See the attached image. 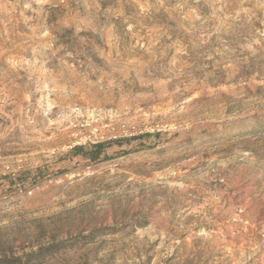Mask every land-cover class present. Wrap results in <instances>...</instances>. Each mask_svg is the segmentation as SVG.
Here are the masks:
<instances>
[{
  "label": "rangeland",
  "instance_id": "rangeland-1",
  "mask_svg": "<svg viewBox=\"0 0 264 264\" xmlns=\"http://www.w3.org/2000/svg\"><path fill=\"white\" fill-rule=\"evenodd\" d=\"M0 264H264V0H0Z\"/></svg>",
  "mask_w": 264,
  "mask_h": 264
},
{
  "label": "trees",
  "instance_id": "trees-1",
  "mask_svg": "<svg viewBox=\"0 0 264 264\" xmlns=\"http://www.w3.org/2000/svg\"><path fill=\"white\" fill-rule=\"evenodd\" d=\"M104 144H96L94 146V149L96 150L95 154L90 155V157L93 160H96L103 152ZM76 153L79 155H85L84 148L83 147H77L75 148Z\"/></svg>",
  "mask_w": 264,
  "mask_h": 264
},
{
  "label": "built area",
  "instance_id": "built-area-1",
  "mask_svg": "<svg viewBox=\"0 0 264 264\" xmlns=\"http://www.w3.org/2000/svg\"><path fill=\"white\" fill-rule=\"evenodd\" d=\"M60 3H65L66 0H58Z\"/></svg>",
  "mask_w": 264,
  "mask_h": 264
}]
</instances>
